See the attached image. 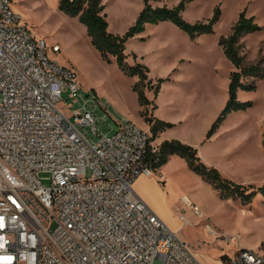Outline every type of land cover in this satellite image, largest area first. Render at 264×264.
Segmentation results:
<instances>
[{
  "label": "built area",
  "instance_id": "obj_1",
  "mask_svg": "<svg viewBox=\"0 0 264 264\" xmlns=\"http://www.w3.org/2000/svg\"><path fill=\"white\" fill-rule=\"evenodd\" d=\"M98 110L116 127L99 130ZM109 110L0 0V264H202L135 191L137 178L154 176L147 159L159 145ZM224 264H264V242Z\"/></svg>",
  "mask_w": 264,
  "mask_h": 264
},
{
  "label": "rangeland",
  "instance_id": "obj_2",
  "mask_svg": "<svg viewBox=\"0 0 264 264\" xmlns=\"http://www.w3.org/2000/svg\"><path fill=\"white\" fill-rule=\"evenodd\" d=\"M11 1L12 8L32 34L46 39L50 58L76 72L85 95L108 101L111 113L128 118L151 134L133 91L138 78L126 75L115 61L103 60L85 26L59 10V0ZM180 1L164 0L152 5L172 8ZM103 3L109 31L119 35L134 24L144 8L143 0H103ZM217 7L221 8L222 16L215 33L193 41L172 22L150 25L143 37L127 43V61L131 65L147 66L154 84L159 78L168 79L158 96L153 90H146L153 98L148 109L150 116L177 124L173 132L196 143L193 146L198 152L202 149L201 160L218 169L223 177L239 184L261 186L264 183V78L249 79L248 83L255 82L256 88L239 91V100L252 102L251 108L232 112L211 138L207 134L228 103L230 75L235 70L219 39L231 33L240 13L246 10L248 16L256 17L263 30L241 39L245 64L264 59V0H195L188 5L184 18L192 23L205 22ZM54 46L60 47L58 53L52 51ZM65 99L67 106H80L67 94ZM97 120L99 130L116 127L103 110H98ZM223 124L225 127L221 129ZM87 130L90 131L87 137L96 141L91 128ZM152 143L157 144L156 140ZM153 173L160 177L165 190L159 196L165 222L178 229L179 237L190 245L202 264H224L223 256L234 258L240 248L255 249L264 242L263 195L258 194L249 206L239 200H223L179 156ZM185 195L201 207L204 218L194 215L184 204ZM180 214L189 219L187 226H182Z\"/></svg>",
  "mask_w": 264,
  "mask_h": 264
},
{
  "label": "trees",
  "instance_id": "obj_3",
  "mask_svg": "<svg viewBox=\"0 0 264 264\" xmlns=\"http://www.w3.org/2000/svg\"><path fill=\"white\" fill-rule=\"evenodd\" d=\"M144 8L140 12L134 24L123 34H115L109 31L108 15L103 0H59V10L68 17L77 18L85 28L87 35L95 49L103 60L108 63L115 61L119 68L130 77H137L138 81L133 85V91L137 94L141 107V115L150 126L151 139L155 141L162 132L175 127V124L154 118L149 115L148 107L151 101L146 90H153L158 96L162 84L168 80L159 78L154 81L149 78V68L141 63L131 65L127 59V43L143 34L149 25H157L161 22H172L176 27L185 32L191 40L195 41L202 35L215 33V27L221 19L222 10L217 7L213 16L208 21L189 22L184 18V12L188 5L195 0H181L176 6L152 5V2L164 0H143ZM263 27L256 22L255 16H248L247 11L240 13L239 19L232 27L228 36L219 39V45L226 57L235 67L230 75L229 100L224 110L213 123L207 134L211 138L220 128L224 120L234 111H246L253 106L252 102H242L238 98L240 90L252 91L256 88L255 82L264 78V59L252 65L245 64V56L241 53V39L251 33L261 32ZM136 58V54H134ZM179 156L186 161L189 168L207 181L218 196L223 200H239L242 205L249 206L254 198L261 194L264 196V183L261 186L236 183L222 176L214 167L207 166L200 158L198 150L180 140H165L157 151H149L148 162L155 171L167 164L172 156ZM228 256H223L226 260ZM225 262V261H224Z\"/></svg>",
  "mask_w": 264,
  "mask_h": 264
},
{
  "label": "crops",
  "instance_id": "obj_4",
  "mask_svg": "<svg viewBox=\"0 0 264 264\" xmlns=\"http://www.w3.org/2000/svg\"><path fill=\"white\" fill-rule=\"evenodd\" d=\"M150 27V25L148 26ZM147 27V28H148ZM86 29V28H85ZM145 34H141L137 36V38L143 37ZM148 98L152 102V95L149 91L146 92ZM239 92H238V98H239ZM103 102H108V101H103ZM109 103V102H108ZM149 109V107H148ZM115 111V110H114ZM155 116V113H154ZM161 119V118H159ZM163 120V119H162ZM176 126L173 129H169L168 131L166 130L165 132H162L159 137L156 139L157 144L160 146L161 143L165 140H180L183 143L189 144L191 146H196V143L192 141H187L185 138L177 135L173 131L176 129ZM225 127V124L222 125L221 129ZM218 135V134H217ZM216 135V136H217ZM215 136V137H216ZM202 149H199V154L201 155ZM176 155L172 156L170 159H174ZM178 157V156H177ZM160 177L157 176H146V175H141L137 180L135 181L134 188L137 193V195L142 198L148 205H150L153 210L159 215V217L165 222L164 216H165V211L162 208V200L159 198V196H163L165 193V190L163 186L161 185ZM251 181H249V184ZM160 196V197H161ZM166 223V222H165ZM167 224V223H166ZM173 231L177 232L178 229L176 227H172L169 224H167ZM256 249V248H255Z\"/></svg>",
  "mask_w": 264,
  "mask_h": 264
},
{
  "label": "bare ground",
  "instance_id": "obj_5",
  "mask_svg": "<svg viewBox=\"0 0 264 264\" xmlns=\"http://www.w3.org/2000/svg\"><path fill=\"white\" fill-rule=\"evenodd\" d=\"M179 236V235H178Z\"/></svg>",
  "mask_w": 264,
  "mask_h": 264
}]
</instances>
